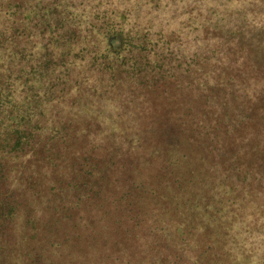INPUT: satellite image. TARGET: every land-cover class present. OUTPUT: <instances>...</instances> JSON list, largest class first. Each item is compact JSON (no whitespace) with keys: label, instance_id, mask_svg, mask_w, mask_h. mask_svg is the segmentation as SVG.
Segmentation results:
<instances>
[{"label":"trees","instance_id":"16d2710c","mask_svg":"<svg viewBox=\"0 0 264 264\" xmlns=\"http://www.w3.org/2000/svg\"><path fill=\"white\" fill-rule=\"evenodd\" d=\"M239 196L264 201V0H0V235H37L33 264L157 208L148 264H264Z\"/></svg>","mask_w":264,"mask_h":264},{"label":"rangeland","instance_id":"374dc122","mask_svg":"<svg viewBox=\"0 0 264 264\" xmlns=\"http://www.w3.org/2000/svg\"><path fill=\"white\" fill-rule=\"evenodd\" d=\"M162 101L154 100L150 106L146 107L164 114L165 107L170 104L168 100H166L167 104ZM169 109L171 108L169 107ZM190 163L188 161V165H186L188 169H191ZM173 172L176 173L173 178L170 179L169 175L167 177V183L171 189H173L176 176L181 175L178 167ZM183 173H185L184 180L187 178L186 180L191 183V188L200 189L203 184L201 181L205 177L201 175V172L191 171V177L190 172ZM232 200L235 201L236 208H234L235 215L227 217L230 225L255 232L264 230V201L260 203L242 202L241 196L232 198ZM211 205L212 209L220 208L219 211H216L218 217L215 219L220 228V225H223L220 219V214L224 212L223 206L219 202L211 203ZM158 217L157 208L142 215L140 223L130 225V227L125 222H122L119 227L104 223L102 227H96L97 231H90L88 228L74 229L70 226L60 227L54 232V235H50L52 240L54 239L52 243L58 254L57 264H148L143 253L141 255L134 251L133 241L141 239L146 243L150 229L154 227ZM197 235H210V232L197 231ZM243 236L245 237V235ZM24 237L25 235H15L14 233L0 235V264H33L35 257L41 255L45 248L42 244L37 243V235H28L27 239ZM262 239L264 241V237ZM43 241L41 239V242Z\"/></svg>","mask_w":264,"mask_h":264}]
</instances>
